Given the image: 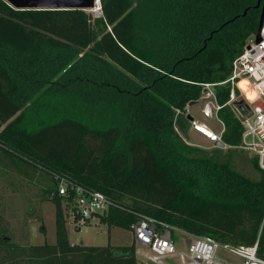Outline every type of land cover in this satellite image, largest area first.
I'll use <instances>...</instances> for the list:
<instances>
[{
	"label": "trees",
	"instance_id": "obj_1",
	"mask_svg": "<svg viewBox=\"0 0 264 264\" xmlns=\"http://www.w3.org/2000/svg\"><path fill=\"white\" fill-rule=\"evenodd\" d=\"M101 3L95 16L0 0V182L37 181L55 205L56 227L55 243L18 242L0 211V264H138L134 240L71 243L62 178L109 198L99 215L109 229L131 231L149 215L222 244L257 243L264 260L258 158L252 179L221 147L211 152L181 134L192 127L188 107L203 102L205 83L217 84L221 104L229 100L230 84L218 83L257 35L263 0ZM219 114L223 143L238 148L234 104Z\"/></svg>",
	"mask_w": 264,
	"mask_h": 264
},
{
	"label": "built area",
	"instance_id": "obj_2",
	"mask_svg": "<svg viewBox=\"0 0 264 264\" xmlns=\"http://www.w3.org/2000/svg\"><path fill=\"white\" fill-rule=\"evenodd\" d=\"M101 5V0H96L95 7L90 11L100 16ZM260 36V41H257L256 35L249 39L243 53L234 60L231 75L218 83L231 86L229 100L225 104L218 101L216 83L204 84L206 91L203 95L202 111L207 118H216L221 123V131L216 132L209 125L198 120L193 123L195 128L214 144L218 141L223 142L226 123L219 113L226 105L234 104L242 125L238 147L253 152L258 158L259 165L264 168V21ZM242 81L246 82V90L240 85ZM249 91L255 94L254 100L247 96ZM240 105L245 106V114L240 110ZM59 193L62 195L64 214L75 229H81L94 220L100 222L99 215L109 210L110 200L104 193L74 184L65 178L60 180ZM178 232L186 233L191 237L182 250L178 249L179 236L175 238L173 235V233L178 235ZM131 233L135 243L149 248L156 255L159 263L162 258L177 254L182 264H239L221 259L218 256V249L222 248L240 257L243 260L240 264H264V260L258 256L257 243L248 246L222 244L213 237L191 234L149 215H141L133 224Z\"/></svg>",
	"mask_w": 264,
	"mask_h": 264
},
{
	"label": "rangeland",
	"instance_id": "obj_3",
	"mask_svg": "<svg viewBox=\"0 0 264 264\" xmlns=\"http://www.w3.org/2000/svg\"><path fill=\"white\" fill-rule=\"evenodd\" d=\"M96 16V14L92 11ZM203 102L200 101L188 107L194 119L193 122H199L209 125L216 132H220L222 125L216 118H207L203 111ZM184 139L192 145L202 147L208 151H213L219 146L210 141L204 134L195 128V123L187 133H181ZM221 148H223L221 150ZM227 158L231 161L232 167L252 179L259 178V171L253 163L255 155L253 152L242 150L241 148L227 149L221 147ZM15 175V174H14ZM12 175V180L14 179ZM6 177V176H5ZM17 186L11 185L10 182H0V211L3 217L8 221L9 231H14L18 242L31 244H44L45 242H54L56 240L55 227V205L48 199H43L41 187L37 181L29 178L17 177ZM19 179V181H18ZM14 191V192H13ZM33 206V207H31ZM67 218V217H66ZM68 234L72 243L83 245H108L112 244H130L133 242L130 230L120 227H109L94 220L90 225L84 226L80 231L75 229L74 225L67 218ZM44 223L46 231L41 229ZM8 231V230H7ZM24 233L28 234V240H24ZM178 232V249L182 250L191 240L190 235ZM11 235V234H10ZM138 264H182L179 255H171L157 261L156 255L147 247L136 243ZM218 256L226 261L241 263L243 260L226 250L219 248Z\"/></svg>",
	"mask_w": 264,
	"mask_h": 264
},
{
	"label": "water",
	"instance_id": "obj_4",
	"mask_svg": "<svg viewBox=\"0 0 264 264\" xmlns=\"http://www.w3.org/2000/svg\"><path fill=\"white\" fill-rule=\"evenodd\" d=\"M12 7L17 9H68V8H82L91 10L95 7L96 0H6ZM101 13V12H100ZM264 21V0L262 15L259 23V30L257 33V41L261 40L260 30ZM206 89H204V92ZM245 102V101H244ZM192 105V104H190ZM243 114L246 113L244 105L239 106ZM191 120L194 117L189 113ZM216 146L224 147L225 144L221 141L215 143Z\"/></svg>",
	"mask_w": 264,
	"mask_h": 264
},
{
	"label": "bare ground",
	"instance_id": "obj_5",
	"mask_svg": "<svg viewBox=\"0 0 264 264\" xmlns=\"http://www.w3.org/2000/svg\"><path fill=\"white\" fill-rule=\"evenodd\" d=\"M240 85H241V87H242L244 90L247 89V85H246V82H245V81H242V82L240 83ZM247 96H248L251 100H254V99H255V94H254L253 92H251V91H249V92L247 93Z\"/></svg>",
	"mask_w": 264,
	"mask_h": 264
},
{
	"label": "crops",
	"instance_id": "obj_6",
	"mask_svg": "<svg viewBox=\"0 0 264 264\" xmlns=\"http://www.w3.org/2000/svg\"><path fill=\"white\" fill-rule=\"evenodd\" d=\"M77 231H80V230H77ZM56 242V240L54 241V242H51V243H55ZM72 243V242H71Z\"/></svg>",
	"mask_w": 264,
	"mask_h": 264
}]
</instances>
